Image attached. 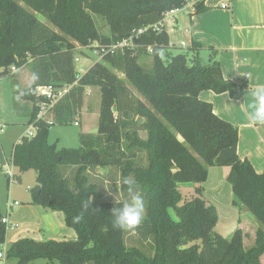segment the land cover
I'll return each instance as SVG.
<instances>
[{
    "label": "trees",
    "instance_id": "1",
    "mask_svg": "<svg viewBox=\"0 0 264 264\" xmlns=\"http://www.w3.org/2000/svg\"><path fill=\"white\" fill-rule=\"evenodd\" d=\"M187 1L0 0V78H11L15 113L38 127L34 137L22 136L13 146L11 162L18 171L14 181L35 170L31 203L63 212L66 225L76 233L71 240L20 238L9 245L6 258L15 264L38 259L47 264H264V171L257 173L248 160L239 158L238 129L198 97L203 90L232 92L236 85L223 77L215 56L201 62L195 42L165 55L175 46L164 28L153 27L166 11ZM196 1L194 13L204 12L205 0ZM94 15L105 21L108 35L99 32ZM142 27L146 30L134 40V48L105 53L112 42ZM77 46H89L102 56L79 77L73 61ZM148 54L152 66L145 68L138 59ZM27 64L33 81L20 89L10 68ZM76 80L55 104L52 122L36 121L43 98L36 96L35 87ZM89 86L100 90L97 132L79 133V147L58 148L48 141L49 129L75 121ZM16 98L30 106L18 108ZM132 125L144 129L146 139L130 131ZM135 148L146 152L145 163L134 161ZM61 166H77L73 183L62 175ZM97 166H119L121 189H129L124 183L129 180L143 193L145 219L132 232L153 238L151 254L128 247L126 231L113 227L110 210L125 201L105 199L89 180L88 169ZM211 166L230 168L226 180L239 212V225L225 237L214 229V205L199 191L184 198L178 189L179 183L204 182ZM90 202L85 212L83 205ZM3 217L0 207V246L7 229Z\"/></svg>",
    "mask_w": 264,
    "mask_h": 264
},
{
    "label": "crops",
    "instance_id": "2",
    "mask_svg": "<svg viewBox=\"0 0 264 264\" xmlns=\"http://www.w3.org/2000/svg\"><path fill=\"white\" fill-rule=\"evenodd\" d=\"M222 4L226 6L222 8ZM204 5L206 10L199 14L183 12V15H176L175 24L170 27V32L166 28L170 35V43L176 46L171 34L182 32L184 40L180 42L181 47L187 48L193 42L197 43L199 46L194 51L201 62L206 64L215 56L223 77L235 83L236 87L232 92L217 94L211 90H203L198 97L212 105L215 115L238 129L239 158L248 160L257 173H262L264 126L252 123L248 118V112L250 93L257 85L264 84V0H205ZM202 52L205 53L207 62L200 56ZM31 80L33 81L32 75ZM23 103L27 102L17 100L18 108ZM27 121L28 117L15 113L10 76L0 78V124L14 122L27 125ZM6 161L7 158L0 149L2 167ZM212 167L215 166L208 168L204 182L179 183L178 189L184 198L193 197L199 191L210 204L214 205L217 213L214 229L225 237L239 225V213L233 204L231 184L226 180L230 168L219 166L220 169L210 172ZM14 202L19 203L15 199L8 200L5 209L1 210L7 219L5 242L2 245L5 258L9 245L23 237L38 241L76 238L75 231L66 225L63 212L34 205L31 203V196L28 205L18 211L14 208L20 203L14 205ZM6 259L14 260L15 264V259ZM36 261L31 264H35ZM5 262L6 260L3 264H7Z\"/></svg>",
    "mask_w": 264,
    "mask_h": 264
},
{
    "label": "rangeland",
    "instance_id": "3",
    "mask_svg": "<svg viewBox=\"0 0 264 264\" xmlns=\"http://www.w3.org/2000/svg\"><path fill=\"white\" fill-rule=\"evenodd\" d=\"M180 12L178 15H183ZM95 23L99 29V32L108 35V27L105 21L101 19L100 16L94 15ZM170 25H167L168 31L170 30ZM170 32V31H169ZM168 32V33H169ZM170 36V35H169ZM171 39L175 43V48L167 49L164 54L169 55L170 53H176L178 51H184L186 47H181L180 42L184 40V35L182 32L171 34ZM182 48V49H181ZM204 62H207V58L204 52L200 54ZM74 58H78V61L74 62L75 72L77 76H81L87 71V69L97 61H101V58L96 54L95 49L87 46H77L75 52L73 53ZM140 65L145 68H150L152 66V56L151 54L142 55L138 59ZM118 77L123 78L124 75L120 73L117 69H111ZM13 73V71L11 72ZM17 73V86L18 88H25L31 85V70L29 64L18 69ZM20 81V82H19ZM131 91L138 96L137 91L129 86ZM83 108L80 110L78 115L74 120L80 121V125H74L73 121L67 124H54L49 129L48 141L50 143L56 142L57 147H79L78 135L81 132L96 133L98 128V116L100 110V90L96 86L86 87L84 93ZM19 101V98H16ZM30 106L29 103H23L22 106ZM116 113V111H115ZM22 116V115H21ZM25 117V116H23ZM134 120L137 117L133 118ZM27 129V125L23 123H3L0 124V149L3 150L7 161L10 162L13 146L19 141L21 136ZM130 131H135L141 139H146V131L142 128L131 126ZM133 151L137 154L134 161L137 164H143L146 160V152L141 149L135 148ZM10 167L16 175L18 171L15 167L5 166L0 170V207L3 211L8 200L13 201L14 199L19 201L20 205L16 208V211L28 205V199L30 196V188L36 185V171L30 169L20 175L19 181H8L5 174V169ZM214 168V169H212ZM210 172L215 171V169H220L219 166L212 167ZM60 172L65 176L69 182L73 183V178L77 166H61L59 167ZM87 176L91 182L96 183L99 186V191L103 197L107 200H124L125 202L129 200L130 193L129 190L121 189L123 179L121 176V168L119 166H97L91 167L87 171ZM71 185V184H70ZM107 188V189H106ZM139 191L137 188H135ZM239 213V212H238ZM243 215H247L244 211ZM66 240V239H64ZM125 243L128 247L135 246L142 250L146 254H151L153 250L154 240L152 237L142 239L138 234L132 231H126L125 233ZM248 241L245 242L247 245ZM0 251L3 253L2 245L0 246ZM6 260L8 263H14V260H7L5 256L0 259V264H3ZM5 262V263H6ZM35 264H47L46 260L38 259Z\"/></svg>",
    "mask_w": 264,
    "mask_h": 264
},
{
    "label": "built area",
    "instance_id": "4",
    "mask_svg": "<svg viewBox=\"0 0 264 264\" xmlns=\"http://www.w3.org/2000/svg\"><path fill=\"white\" fill-rule=\"evenodd\" d=\"M197 1L196 0H188L182 7L179 8H173L168 11H166L162 19L157 22L156 24L153 25V27L156 30H160L164 28L166 30L167 25H170L171 27L174 26L175 24V18L176 15L180 12H185V13H192L195 11L194 5ZM226 5L222 4L221 7L224 8ZM146 30V27H142L136 30H133L132 33L121 40L112 42L105 50V53H110V54H116L118 51H122L125 48H134L136 44L134 43V40L139 37L141 33H143ZM148 51L151 52L152 50L148 48ZM96 54L101 58L102 56L99 54L97 50H95ZM78 61V58H74V62ZM3 69V68H2ZM1 69V70H2ZM11 72H16L18 69H16L14 66L10 68ZM79 77V76H77ZM77 83V80L74 81L73 83H62V84H45V85H37L34 89L36 96L43 98V101H40L38 103L39 111L36 116V121L38 120H44L48 123L52 122V113H53V108L55 104L65 97L72 87ZM74 125L78 126L80 123L78 120H75ZM38 127L34 124L31 123L28 125L24 136H26L28 139H31L34 137L37 133ZM5 166H11L12 162L5 163ZM5 174L7 176L8 181H14L15 178V173L14 171L10 168L7 167L5 169ZM18 202H14V205H18ZM2 222L7 226V219L6 217L2 218ZM4 257V253L0 251V258Z\"/></svg>",
    "mask_w": 264,
    "mask_h": 264
},
{
    "label": "clouds",
    "instance_id": "5",
    "mask_svg": "<svg viewBox=\"0 0 264 264\" xmlns=\"http://www.w3.org/2000/svg\"><path fill=\"white\" fill-rule=\"evenodd\" d=\"M250 95L248 118L252 123L264 126V84L257 85ZM124 183L129 185L130 198L110 210L112 224L120 230L135 231L145 219L146 203L143 193L135 189L132 181L125 180ZM90 208L91 202L83 205L85 212ZM81 218L82 215L76 217L77 220Z\"/></svg>",
    "mask_w": 264,
    "mask_h": 264
},
{
    "label": "water",
    "instance_id": "6",
    "mask_svg": "<svg viewBox=\"0 0 264 264\" xmlns=\"http://www.w3.org/2000/svg\"><path fill=\"white\" fill-rule=\"evenodd\" d=\"M141 122H142V119L139 120V123H141Z\"/></svg>",
    "mask_w": 264,
    "mask_h": 264
}]
</instances>
